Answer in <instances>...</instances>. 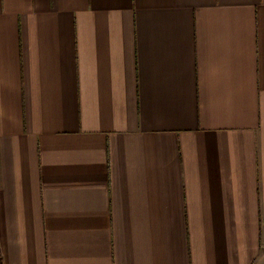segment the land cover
<instances>
[{
  "label": "crops",
  "instance_id": "crops-1",
  "mask_svg": "<svg viewBox=\"0 0 264 264\" xmlns=\"http://www.w3.org/2000/svg\"><path fill=\"white\" fill-rule=\"evenodd\" d=\"M1 264H264V0H0Z\"/></svg>",
  "mask_w": 264,
  "mask_h": 264
},
{
  "label": "rangeland",
  "instance_id": "rangeland-1",
  "mask_svg": "<svg viewBox=\"0 0 264 264\" xmlns=\"http://www.w3.org/2000/svg\"><path fill=\"white\" fill-rule=\"evenodd\" d=\"M0 264H1V259H0Z\"/></svg>",
  "mask_w": 264,
  "mask_h": 264
}]
</instances>
